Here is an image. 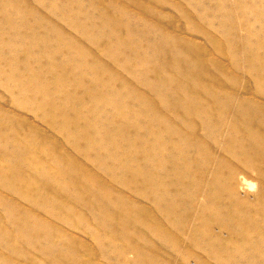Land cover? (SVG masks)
Masks as SVG:
<instances>
[{"label":"rangeland","instance_id":"rangeland-1","mask_svg":"<svg viewBox=\"0 0 264 264\" xmlns=\"http://www.w3.org/2000/svg\"><path fill=\"white\" fill-rule=\"evenodd\" d=\"M0 264H264V0H0Z\"/></svg>","mask_w":264,"mask_h":264}]
</instances>
